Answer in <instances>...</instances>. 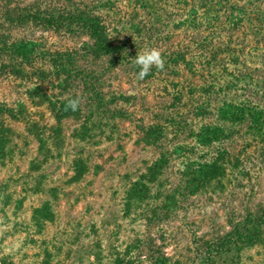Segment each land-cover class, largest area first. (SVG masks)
I'll use <instances>...</instances> for the list:
<instances>
[{
	"label": "rangeland",
	"instance_id": "374dc122",
	"mask_svg": "<svg viewBox=\"0 0 264 264\" xmlns=\"http://www.w3.org/2000/svg\"><path fill=\"white\" fill-rule=\"evenodd\" d=\"M172 6L159 8L172 20L170 28L158 39L153 35L156 29L148 30L153 35L152 41L149 46L141 45L143 51L155 48L162 55L174 51L185 54V49H189L190 55L201 56V50L218 46L221 50L215 70L218 74L247 75L246 81L237 82L239 88L264 108V27L261 38H257L249 28L238 32L231 25H222L217 35L212 33L210 41L202 44L206 34L199 38L191 31L174 29L175 21L182 19L187 10L181 3L178 6L182 13ZM14 36L32 38L50 50L77 48L82 41L59 38L29 27L16 30ZM223 43L232 54L221 52ZM91 67L100 75L106 98L110 94L127 98L116 101L110 108L132 114L137 124L133 119H114L97 136V144L83 143L79 148L83 149L86 171L79 181H73L71 166L79 148L71 134L80 122L73 119L62 122L63 147L53 149V157L47 162H42L43 153L27 134L24 123H11L17 134L13 138L14 157L0 165V264H161L164 260L165 264L197 263L201 258L198 248L201 250L206 242L225 235L249 211L264 206V136H252L244 126L223 143L222 148L230 152L231 160L238 161L235 170L228 171L224 177L223 193L200 192L181 198L177 206L171 204L169 209L163 200L151 199L127 211L123 198L130 178L126 176L136 177L158 155L155 147L133 150L139 126L163 127L160 146L170 157L161 178L166 191L180 185L179 172L186 154L194 153L192 160L212 155L213 150L196 148L190 137L200 121L190 109L191 102L185 93L193 83L200 85L209 78L203 72L194 76L179 65L165 69L154 80L139 82L124 68H106L104 61ZM196 67L201 65L197 63ZM174 73L179 74L178 78L173 77ZM176 82L179 85L174 86ZM30 84L0 76V103L13 106L24 100L31 109L25 96L26 86ZM177 92H181L183 105L174 107L171 104ZM30 111L41 124H55L46 106ZM177 147L184 155L174 152ZM33 162L40 163L36 170L31 169ZM46 200L51 204L54 219L37 229L31 215ZM232 264H264V241L244 249Z\"/></svg>",
	"mask_w": 264,
	"mask_h": 264
},
{
	"label": "trees",
	"instance_id": "16d2710c",
	"mask_svg": "<svg viewBox=\"0 0 264 264\" xmlns=\"http://www.w3.org/2000/svg\"><path fill=\"white\" fill-rule=\"evenodd\" d=\"M180 3L187 11L182 19L175 21L174 29L191 31L199 38L206 34L202 37V44L210 41L212 33L217 35L222 25H231L238 32L249 28L258 35L257 38H261L264 0H0V76L31 83L26 86L25 94L29 106L31 109L46 106L55 123L52 126L36 121L24 100L17 101L13 106L0 103V165L14 157L16 146L13 138L17 134L11 126L13 122L24 123L27 134L35 139L38 151L43 153L42 162L53 157V149L61 150L63 147L62 122L65 120L73 119L81 123L71 134L77 148L89 141L97 144V136L102 135L107 123L114 119H133L137 124L132 114L110 108L116 101H126L127 98L115 94L106 98L100 75L89 66L104 61L106 68H124L137 79L139 69L135 56L143 52L141 45L148 43L149 46L153 35L158 39L171 25L172 20L159 8L164 5L179 8ZM178 10L181 12L180 8ZM23 27L82 41L77 48L50 50L32 38L15 37L16 30ZM152 29L157 31L153 35L147 32ZM222 45L226 47L224 43ZM138 47L142 48L141 53L137 51ZM224 48L221 52L232 54L230 47ZM220 50L218 46H213L209 50H201V56L190 55L192 52L189 49H185V54L181 51L162 54L163 69L153 67L142 80L137 79L139 82L154 80L165 69L179 65L189 69L194 76H201L203 72L209 81L200 85L193 83L185 92L191 102L190 109L200 121L198 129L193 130L190 137L196 148L213 152L202 160H192L195 154L191 152L186 154L187 157L182 156L186 161L179 172L180 185L166 191L161 178L170 157L160 146L163 127L158 124L139 126L133 150L155 147L158 155L156 153L136 177L126 176L130 178L123 198L127 211L151 199L155 202L163 200L164 206L169 209L171 204L177 206L181 198L186 199L200 192L223 193L224 177L228 171L235 170L238 163L235 158L231 160L230 152L222 148L223 143L234 136L237 128L244 126L252 136H264V108L237 84L249 77L240 72L218 74L215 70ZM197 63L201 68L196 67ZM172 75L179 76L178 73ZM176 85H179L178 82L174 83ZM181 96V92H177L171 105H183L180 104ZM74 98L79 99L78 109L75 112L65 110V103ZM174 152L184 155L179 147L174 148ZM82 155L83 149L79 148L71 166L73 181H79L86 171L87 164ZM39 164L33 162L31 169L36 170ZM161 188L167 193L164 194ZM36 189L39 190L38 187ZM153 191L156 192L154 196ZM53 219L54 213L48 200L31 215L37 229H42ZM263 241L264 206H259L246 213L225 235L206 242L201 250L198 248L201 258L195 264H232L244 249Z\"/></svg>",
	"mask_w": 264,
	"mask_h": 264
},
{
	"label": "clouds",
	"instance_id": "9594fccd",
	"mask_svg": "<svg viewBox=\"0 0 264 264\" xmlns=\"http://www.w3.org/2000/svg\"><path fill=\"white\" fill-rule=\"evenodd\" d=\"M135 64L138 66V72L136 73L137 79H143L149 74L150 69L155 67L156 69H163L164 61L158 49H146L141 54L135 56ZM79 106V99H69L65 103V110L75 112Z\"/></svg>",
	"mask_w": 264,
	"mask_h": 264
}]
</instances>
